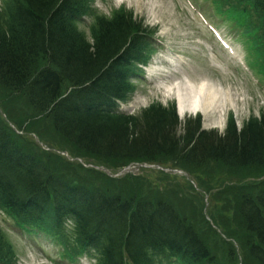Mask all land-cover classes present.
I'll use <instances>...</instances> for the list:
<instances>
[{
  "label": "trees",
  "instance_id": "obj_1",
  "mask_svg": "<svg viewBox=\"0 0 264 264\" xmlns=\"http://www.w3.org/2000/svg\"><path fill=\"white\" fill-rule=\"evenodd\" d=\"M85 1L6 2L0 12L4 94L21 100L34 117L49 119L66 147L110 170L135 162H170L264 171L263 118L241 129L229 119L218 135L200 130L199 118L181 128L172 106L154 104L140 117L113 114L116 101L131 92L130 79L144 61L148 34L131 12L117 10L95 18L87 41L75 26L87 9ZM241 1L256 10L263 34L264 0ZM87 173H73L77 182L59 176L26 151L0 119V209L24 232L63 250L64 258L87 253L97 264H227L218 262L202 238L205 224L196 220L195 203L178 211L171 201L159 195L144 199L133 188L111 194L102 175ZM236 198L248 262L264 264V184ZM11 248L0 232V264H12ZM226 254L238 264L232 251Z\"/></svg>",
  "mask_w": 264,
  "mask_h": 264
},
{
  "label": "rangeland",
  "instance_id": "obj_2",
  "mask_svg": "<svg viewBox=\"0 0 264 264\" xmlns=\"http://www.w3.org/2000/svg\"><path fill=\"white\" fill-rule=\"evenodd\" d=\"M95 3L98 13L108 17L112 15L113 10L120 9L128 12L130 9L134 12L133 15L136 19H133L135 21L138 22L141 19L144 23L143 26H146L149 30L157 31L156 37L160 39L164 37L162 44L166 45L167 51L182 55L180 57L187 64L184 67L186 77H189L195 83L201 79L210 81L229 96H235L236 108L227 111L226 119L229 115L234 116L235 120L233 121L237 126H242L249 120H258L259 117L264 119V77L256 74V71L251 74L244 69L235 70L230 58L214 42V35L207 26L209 21L206 23L201 21L196 13L189 15V7L184 2L181 0H96ZM89 23L90 20L87 19L84 20V24L79 26V31L87 41L91 38ZM219 32L223 33L221 29H219ZM206 48L210 52H204ZM157 55H154V60L157 59ZM152 66L153 64L143 69L141 78L138 77L136 80H132L135 85L134 94L121 106V110L124 112L138 115L143 108L154 103H159L162 106L172 102L176 103V100L171 97L168 99L166 93L155 87L156 83L163 81L164 78L156 67H153L154 71L151 72ZM177 78L179 77L170 78L166 83H173L178 80ZM139 80L144 82L139 83L141 82ZM8 95L0 90V108L6 118L15 121L19 126L25 124V127H28L19 137L21 145L28 151L34 153L37 152L33 151L36 149L40 151L39 156L46 159L47 154H50L46 151L57 148L65 151L72 158H80L84 163L96 162L95 159L91 158L90 160L83 159L73 149L66 147L65 143H60L57 134L52 132L53 128H51L47 119L29 123L30 117L24 111L22 101L14 98L11 94ZM189 115L187 113L181 117L184 119ZM26 122H28L27 125ZM182 122L185 126L190 123L189 118ZM203 122V129L210 132L214 131L218 135H222L225 130L224 125L218 128L211 126L210 120H207V122L204 120ZM30 133L35 134L36 138L30 136ZM178 134H182L181 131H177ZM33 140H41L43 142L42 146H37ZM168 167L171 166L169 164L165 166V168ZM57 168L55 172L67 179L75 177L74 174L67 172L65 168L59 165H57ZM156 168L146 170L143 173L138 172L142 174L131 178L141 179V183L146 181L148 190H150L148 195H155L157 191L153 187L158 185L163 186L168 183V186H181L180 189L183 190L182 192L185 195L180 199L181 204L178 206V211L181 208L187 210L189 206H192V203H195L196 220L200 222V226L205 224L202 228L205 236L202 234V238L210 245L218 262L227 264L231 262L232 264L226 254L228 251H232L236 256L235 260L239 264H249L247 254L242 253L245 235L241 231V220H239V216L234 209L237 200L235 197L239 193L257 191L261 187L260 185L264 183V171L259 168L231 169L220 164L205 163L202 167L183 169L182 174H169V176H166L162 175L159 169ZM186 172L188 173V180L183 178L186 176ZM79 175L88 177L89 173L80 171ZM100 175H102V181H104L103 186L111 190L113 194H124L134 184V181L127 177L115 181L110 180L104 174ZM138 193L141 194L139 190ZM201 196H208L207 203ZM193 220L192 218L191 221L193 222ZM213 222L217 224L211 225ZM0 232L13 243L15 252H17L18 264H68L66 261H58L57 253L51 251L50 245L39 243L36 246L29 242L24 235L14 229L11 219L2 212H0ZM37 247L40 249H37ZM76 264H92V262L83 257Z\"/></svg>",
  "mask_w": 264,
  "mask_h": 264
},
{
  "label": "bare ground",
  "instance_id": "obj_3",
  "mask_svg": "<svg viewBox=\"0 0 264 264\" xmlns=\"http://www.w3.org/2000/svg\"><path fill=\"white\" fill-rule=\"evenodd\" d=\"M183 81L186 84H182ZM183 81L165 88L168 95L178 101L179 114L200 113L206 122L211 121V126L221 128L227 111L236 108V97L229 96L205 80L194 83L185 77ZM70 121L72 122L71 117ZM40 142L43 143L41 140Z\"/></svg>",
  "mask_w": 264,
  "mask_h": 264
}]
</instances>
